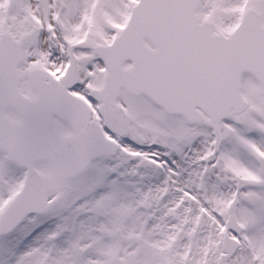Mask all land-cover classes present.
Instances as JSON below:
<instances>
[{
  "label": "snow or ice",
  "instance_id": "6c2138e0",
  "mask_svg": "<svg viewBox=\"0 0 264 264\" xmlns=\"http://www.w3.org/2000/svg\"><path fill=\"white\" fill-rule=\"evenodd\" d=\"M0 264H264V0H0Z\"/></svg>",
  "mask_w": 264,
  "mask_h": 264
}]
</instances>
